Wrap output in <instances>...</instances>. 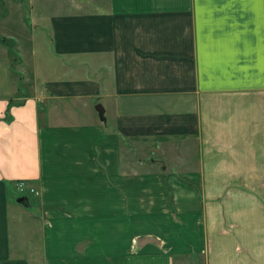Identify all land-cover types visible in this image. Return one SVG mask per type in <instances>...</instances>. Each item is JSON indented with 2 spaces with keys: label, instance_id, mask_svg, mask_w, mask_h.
<instances>
[{
  "label": "crops",
  "instance_id": "obj_1",
  "mask_svg": "<svg viewBox=\"0 0 264 264\" xmlns=\"http://www.w3.org/2000/svg\"><path fill=\"white\" fill-rule=\"evenodd\" d=\"M23 1L51 47L12 56L0 0V264H264V0Z\"/></svg>",
  "mask_w": 264,
  "mask_h": 264
},
{
  "label": "rangeland",
  "instance_id": "obj_2",
  "mask_svg": "<svg viewBox=\"0 0 264 264\" xmlns=\"http://www.w3.org/2000/svg\"><path fill=\"white\" fill-rule=\"evenodd\" d=\"M39 2L38 6H46L49 10H54L57 8L58 1L57 0H37ZM3 6L10 7L11 13L13 15L19 14L23 11L21 20L18 21L12 20V22L8 23L7 28L4 29L5 33H9L8 37V46H9V53L13 56V51L18 55L19 50L26 55L27 61L29 64H36L43 65V62L47 59L48 54L47 51L49 47H51V41L49 39V32L46 31L43 27L39 25L36 10L33 9L32 5H26L25 2L22 0H3ZM2 8V5L0 6ZM44 9V7L42 8ZM6 10V8H4ZM18 10V11H16ZM16 11V12H15ZM4 12V11H3ZM10 18H12L10 16ZM23 18V19H22ZM13 19V18H12ZM0 30V35L3 33ZM2 33V34H1ZM18 40V41H17ZM18 58V57H17ZM18 61L12 62V69H17ZM18 192L15 191V195ZM32 195H28L26 199L20 204V209L17 210L15 214L20 217L21 225L15 227V230L18 232H22L25 230H31L36 236L41 232V223L37 221L38 216H33L31 213V209L34 210L36 207L38 208L41 206V202L39 200V195L36 193H31ZM18 195V194H17ZM150 241V239H146V243ZM157 242V241H154ZM234 244V243H233ZM236 245V243L234 244ZM213 248V246H212ZM211 248V249H212ZM210 249V252H211ZM212 253V252H211ZM207 253V257L212 259V254ZM238 255V251L236 252ZM173 260H175L176 264H207L206 259L203 255H196V254H173ZM209 261V259H208ZM209 264V262H208ZM227 264V263H226Z\"/></svg>",
  "mask_w": 264,
  "mask_h": 264
},
{
  "label": "built area",
  "instance_id": "obj_3",
  "mask_svg": "<svg viewBox=\"0 0 264 264\" xmlns=\"http://www.w3.org/2000/svg\"><path fill=\"white\" fill-rule=\"evenodd\" d=\"M17 187L21 190V192H24V193L27 192L28 189H30V191L33 193H36V194L40 193L39 190H37L34 187H29V185L23 181L18 182Z\"/></svg>",
  "mask_w": 264,
  "mask_h": 264
},
{
  "label": "water",
  "instance_id": "obj_4",
  "mask_svg": "<svg viewBox=\"0 0 264 264\" xmlns=\"http://www.w3.org/2000/svg\"><path fill=\"white\" fill-rule=\"evenodd\" d=\"M20 201H24V197L19 198Z\"/></svg>",
  "mask_w": 264,
  "mask_h": 264
},
{
  "label": "trees",
  "instance_id": "obj_5",
  "mask_svg": "<svg viewBox=\"0 0 264 264\" xmlns=\"http://www.w3.org/2000/svg\"><path fill=\"white\" fill-rule=\"evenodd\" d=\"M24 199H26V197H24Z\"/></svg>",
  "mask_w": 264,
  "mask_h": 264
}]
</instances>
